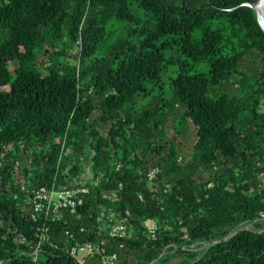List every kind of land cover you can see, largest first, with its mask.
Segmentation results:
<instances>
[{"label": "trees", "instance_id": "obj_1", "mask_svg": "<svg viewBox=\"0 0 264 264\" xmlns=\"http://www.w3.org/2000/svg\"><path fill=\"white\" fill-rule=\"evenodd\" d=\"M246 2L0 0V264H78L85 243V264H264V32ZM82 185L74 212L33 211V188Z\"/></svg>", "mask_w": 264, "mask_h": 264}, {"label": "built area", "instance_id": "obj_2", "mask_svg": "<svg viewBox=\"0 0 264 264\" xmlns=\"http://www.w3.org/2000/svg\"><path fill=\"white\" fill-rule=\"evenodd\" d=\"M157 168L152 169L147 177L149 180L155 178ZM22 190H25L22 186ZM88 189L85 186H77L73 189H49L46 187L33 188L30 191L31 206L34 212H45L56 214L61 209H68L74 212L82 203V194L87 193ZM263 216V215H261ZM143 225L146 229L145 234L148 239H155L157 224L154 221L145 220ZM110 236L117 238L123 237L127 233V226L123 223H115L110 228ZM66 234H69L68 232ZM72 236V235H70ZM95 246L90 243L79 244L73 246L70 250V255L75 257L78 264H85L87 257L93 256ZM117 260L116 254L109 256L103 264H115Z\"/></svg>", "mask_w": 264, "mask_h": 264}, {"label": "rangeland", "instance_id": "obj_3", "mask_svg": "<svg viewBox=\"0 0 264 264\" xmlns=\"http://www.w3.org/2000/svg\"><path fill=\"white\" fill-rule=\"evenodd\" d=\"M196 69H198L197 71H204L206 69V65H198L196 67ZM10 70H12V67H10ZM164 89L165 90L169 89L166 81L164 82ZM164 92L167 93V91H164ZM172 129H173V127L169 123L168 128L166 129L167 136H171L172 135ZM192 133H193L192 132V126H189L184 131V134L176 139V142H178V143H180L182 145L183 152L186 153V154L190 153V151L192 149V146H193V142L195 141V137L193 136ZM89 178H90V176H89V174L87 172V169H85V174H83V180H87Z\"/></svg>", "mask_w": 264, "mask_h": 264}, {"label": "water", "instance_id": "obj_4", "mask_svg": "<svg viewBox=\"0 0 264 264\" xmlns=\"http://www.w3.org/2000/svg\"><path fill=\"white\" fill-rule=\"evenodd\" d=\"M209 5L210 4H205L203 6L206 7ZM240 6L249 7L255 11L258 25L261 28V30L264 32V0H257L256 3L246 2V3L241 4ZM240 6H238V7H240ZM238 7H236V8H238ZM236 8H234V9H236ZM234 9H232V10H234ZM224 239H226V238H224ZM152 263H149V264H152Z\"/></svg>", "mask_w": 264, "mask_h": 264}]
</instances>
